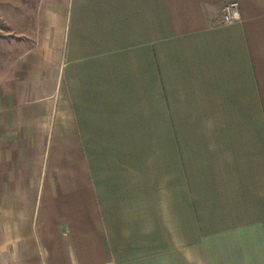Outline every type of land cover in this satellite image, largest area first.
<instances>
[{
  "label": "crops",
  "instance_id": "1",
  "mask_svg": "<svg viewBox=\"0 0 264 264\" xmlns=\"http://www.w3.org/2000/svg\"><path fill=\"white\" fill-rule=\"evenodd\" d=\"M226 1L36 4L0 68V264H264V0Z\"/></svg>",
  "mask_w": 264,
  "mask_h": 264
},
{
  "label": "rangeland",
  "instance_id": "2",
  "mask_svg": "<svg viewBox=\"0 0 264 264\" xmlns=\"http://www.w3.org/2000/svg\"><path fill=\"white\" fill-rule=\"evenodd\" d=\"M39 2L42 8L51 0H0V68L14 55L10 54L11 51L19 46L21 26L33 28L37 14L35 8ZM44 13L48 12L40 9V19ZM28 43L31 44V39H28Z\"/></svg>",
  "mask_w": 264,
  "mask_h": 264
},
{
  "label": "built area",
  "instance_id": "3",
  "mask_svg": "<svg viewBox=\"0 0 264 264\" xmlns=\"http://www.w3.org/2000/svg\"><path fill=\"white\" fill-rule=\"evenodd\" d=\"M222 23H230L241 19V11L238 1L230 0L223 3L221 7Z\"/></svg>",
  "mask_w": 264,
  "mask_h": 264
}]
</instances>
